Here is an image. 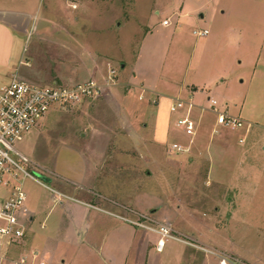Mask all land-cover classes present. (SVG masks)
<instances>
[{
  "label": "rangeland",
  "instance_id": "374dc122",
  "mask_svg": "<svg viewBox=\"0 0 264 264\" xmlns=\"http://www.w3.org/2000/svg\"><path fill=\"white\" fill-rule=\"evenodd\" d=\"M1 4L23 10L16 37L25 64L18 68L21 78L40 86L73 85L95 78L104 82L115 72L102 97L74 107L53 106L13 143L35 165L31 173L52 191L65 193L58 175L80 183L82 176L93 181L103 170L118 182L120 201L103 205L93 195V203L145 225H167L176 237L197 246L169 239L157 252L158 235L110 218L91 240L99 248L95 251L74 229L71 209L77 204L65 199L64 207L51 208L54 193L27 179L25 207L37 213L28 245L13 251V257L37 250L58 264L60 259L65 264H219L217 254L234 264H264V0ZM163 20L170 25H162ZM194 30L208 35L196 37ZM138 73L153 89L129 84ZM1 84L6 83L0 79ZM197 89L204 106L212 98L219 111L239 117L246 127H216L215 114L207 110L193 114L197 130L191 139L175 127L177 113L170 114L172 131L165 142L142 132L148 123L142 115L146 104L179 95L187 99ZM148 114L149 108L144 117ZM173 142L189 146L188 153L168 155ZM98 181L104 179L93 182L96 191ZM127 196L131 203L124 202ZM80 198L91 200L84 192ZM87 217L81 214L77 222L89 236L94 227Z\"/></svg>",
  "mask_w": 264,
  "mask_h": 264
},
{
  "label": "built area",
  "instance_id": "2783aa9c",
  "mask_svg": "<svg viewBox=\"0 0 264 264\" xmlns=\"http://www.w3.org/2000/svg\"><path fill=\"white\" fill-rule=\"evenodd\" d=\"M161 23L164 26L170 25L169 20H163ZM192 34L205 38L208 31L194 30ZM21 64L24 63L21 61ZM114 80L115 72L110 71L106 82L89 79L73 85L53 83L40 86L21 78L16 71L6 84L0 85V264H53L44 259V256L37 250H32L30 253L22 251L17 256H12V249L23 241L27 233V226L20 218L21 215H28L25 207L24 181L30 179L51 190L31 173L30 169L35 165L18 153L13 148V143L21 141L39 124L53 106L74 107L84 100L102 97L106 88L110 87ZM139 99H143V94L139 96ZM208 101V107L201 106L199 109L200 112L209 110L215 114L216 127L227 130L246 127V123L239 117L229 115L227 110L219 111L216 100L209 98ZM194 107L191 100L180 97L171 98L169 103V112L179 114L175 127L190 139L197 130V122L192 115ZM188 151L189 146L177 142L169 144L166 148L168 155L175 156L188 153ZM53 192L60 199H68L64 194ZM142 218L146 219V217ZM122 219L133 226L158 235L155 246L157 252L163 250L166 240L169 239L197 247L189 240L176 237L167 225L149 226L140 222L139 219ZM199 249L207 251L204 248ZM214 255L220 259L219 264L235 263H230L221 255Z\"/></svg>",
  "mask_w": 264,
  "mask_h": 264
},
{
  "label": "crops",
  "instance_id": "0c3cea01",
  "mask_svg": "<svg viewBox=\"0 0 264 264\" xmlns=\"http://www.w3.org/2000/svg\"><path fill=\"white\" fill-rule=\"evenodd\" d=\"M22 11H23L22 9L18 10V9L9 8L7 6H3V4H1V0H0V79L2 82L4 81L5 83H7L9 81L12 74H14L16 71H18V68L20 66V62L22 61V58H21L22 56H18V54H17V48H19L20 43L18 42V40H16V37L20 36L18 34V30H20L19 24H20V19H21L20 16L23 13ZM21 35H22V33H21ZM136 72H137V70H136ZM138 74H136V75L132 76V78H130L129 84L131 86H135V84H138V82H140V83L142 82L147 87L146 90L147 89H153L150 86L151 85L150 83H152V82H150L147 77H145L141 74H139V75ZM23 79L26 80V78H24V77H23ZM100 79L101 78H99V79L95 78V80H97V81H99ZM32 83H34V82H32ZM53 83H58V82L52 81L51 84H53ZM35 84H37V83H35ZM136 86L139 87L140 85H136ZM142 89L144 90L145 87ZM182 90L183 89L180 88L179 92H181ZM201 94H199L198 89H197V90L193 91L190 95L188 94V96H187V99L191 100V102L195 106L194 110L192 111V115L193 114L196 115L200 112L199 107H201V106L202 107H208V105H209V101H208L207 106H204L202 104V100H201L202 95ZM152 97H153V95H151V100L153 99ZM176 97H180V95L176 96ZM87 100H89V99H87ZM116 101L118 103V108L121 110V108H122L121 103L123 104V98L122 97L118 98V100H116ZM169 103H170V101H168L167 99H161V101L158 105H152V103H148V104H146V106L143 107V111H142V115L144 118L143 120L147 121L148 123L142 124V127H143L142 132H144V134H146V136H148V137L150 136V139L153 140L154 142L155 141L161 142V143L165 142L167 137H168V134L172 131L170 126H169L170 114H171L169 112ZM141 107H142L141 105H139V106L136 105L137 109L138 108L141 109ZM147 108H149V114H148V117H144V115H146ZM214 122H215V120H214ZM90 152H95V151L92 150ZM177 156H179V155H177ZM101 172H102V175L99 177L104 179V183L101 184L98 181L100 185L97 186V188H98L97 191L94 190L96 184L93 182L96 180H99V177H94L93 181H92L90 177L85 179L84 176H82L81 180H80L81 182L79 183V182H75L73 180H69L68 177H62V176L57 174L60 179L64 180V185L66 186L65 188H66L67 192L64 193V192H60L58 190L56 192L66 195L68 197L67 200L73 201L75 204H77L73 208L74 210L71 209V211L75 212V216H72L73 222H75V220H76V223H77V224H74V229H76V231H78L77 232L78 236L81 237L82 240L86 239L87 245H89V247L94 249L95 251H99V248H97V245L95 243H91V240L96 235L95 233H97L98 230L100 231V229L102 227H104V225L106 224L107 221L112 222V219H110V218H116L120 221H123L127 224H130L127 221L122 219V218L126 219V217L120 216V215H118L117 212H115V211H119L118 209L113 208L115 211L108 210V209L100 207L98 204H95L92 202L93 197H91V196H93V195L100 198L103 205H106L105 202L117 205V203L120 201V198H119L120 195L118 193L120 187H119L118 182L115 185V182L113 180L114 176H112L110 178V177L106 176L107 174L105 173V171L101 170ZM51 180H49V181L52 182ZM50 191H52V190H50ZM83 192L86 193L87 198H89L91 200L81 199L80 197H82ZM125 198H126V200L124 201L125 203L126 202L131 203V200H130L131 197L130 196H127ZM64 200L65 199L58 198V196L54 193V197L52 199L53 205L51 208H53L55 205H59L60 207H64L65 206ZM115 200H117L118 202ZM101 201H99V202H101ZM27 211H28V215H26V216L21 215V217H20L21 220L24 221V223L27 226L26 236L23 239V241H21L19 243V245L15 246L12 249V254L14 253L13 251L18 250V249L20 250L21 248H25L28 245L26 238H27V236H29L28 230H29L31 223H33V221L36 217L37 209H34L33 211L32 210L31 211L27 210ZM81 214L88 216L87 217L88 223L91 225L93 224V227H94L93 231L94 232L89 236H88V231L83 230L84 227L79 222H77V220L80 218ZM104 215L109 216V217H105ZM27 217H28V221H27ZM128 220H134V219H128ZM45 227L46 226L42 225L41 228L44 229ZM30 245H32L33 247L35 245L33 238H32ZM150 246H151V244L149 243L148 248ZM40 250L43 251L42 249H40ZM43 252H40V253L44 257H46L43 254ZM46 258H48V257H46ZM48 261L50 263H53V264H58V262L56 263V262L52 261V259H50V258H48ZM60 264H65V260L60 259Z\"/></svg>",
  "mask_w": 264,
  "mask_h": 264
},
{
  "label": "water",
  "instance_id": "95a60500",
  "mask_svg": "<svg viewBox=\"0 0 264 264\" xmlns=\"http://www.w3.org/2000/svg\"><path fill=\"white\" fill-rule=\"evenodd\" d=\"M44 181H49L50 179H48L47 177H44V176H42L41 177Z\"/></svg>",
  "mask_w": 264,
  "mask_h": 264
}]
</instances>
